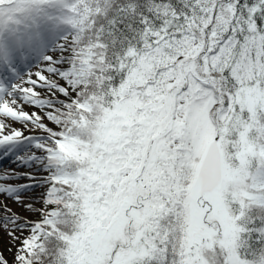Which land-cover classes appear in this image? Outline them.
I'll return each instance as SVG.
<instances>
[{"label": "snow or ice", "instance_id": "6c2138e0", "mask_svg": "<svg viewBox=\"0 0 264 264\" xmlns=\"http://www.w3.org/2000/svg\"><path fill=\"white\" fill-rule=\"evenodd\" d=\"M0 157V264H264V0H0Z\"/></svg>", "mask_w": 264, "mask_h": 264}, {"label": "rangeland", "instance_id": "374dc122", "mask_svg": "<svg viewBox=\"0 0 264 264\" xmlns=\"http://www.w3.org/2000/svg\"><path fill=\"white\" fill-rule=\"evenodd\" d=\"M31 70L32 71H35L36 69L33 68ZM25 71H28V69H25ZM38 91H39V89H38ZM24 108H25L26 111H29V112H39L41 115H44V112L41 109H39V108H34V107H31V106H28V105H25ZM6 122L9 123L12 127L19 128V129H23L25 131V134L26 135L38 133V131H34V132L30 133L28 131V129L25 128L24 125H22L19 122H14V121H12L10 119L7 120ZM45 122L47 123V121H45ZM29 127H31V126H29ZM0 167L5 168V169L16 167V165L14 163V158H4V157H0ZM17 182L18 183H22L24 181H17ZM36 191L38 192L39 189H37ZM9 248H10V245H9V242H8L7 237H3L2 235H0V250L3 251L4 255L11 262L12 259H13V257H14V254H15V248H11V250H9Z\"/></svg>", "mask_w": 264, "mask_h": 264}, {"label": "trees", "instance_id": "16d2710c", "mask_svg": "<svg viewBox=\"0 0 264 264\" xmlns=\"http://www.w3.org/2000/svg\"><path fill=\"white\" fill-rule=\"evenodd\" d=\"M36 134H42V133H39V132H38V133H36Z\"/></svg>", "mask_w": 264, "mask_h": 264}]
</instances>
